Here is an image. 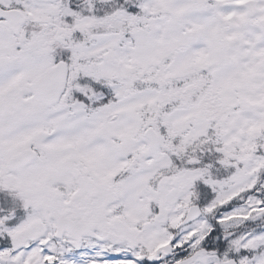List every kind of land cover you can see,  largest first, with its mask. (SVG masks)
Segmentation results:
<instances>
[{
    "label": "snow or ice",
    "instance_id": "snow-or-ice-1",
    "mask_svg": "<svg viewBox=\"0 0 264 264\" xmlns=\"http://www.w3.org/2000/svg\"><path fill=\"white\" fill-rule=\"evenodd\" d=\"M0 190V264H264V0H0Z\"/></svg>",
    "mask_w": 264,
    "mask_h": 264
},
{
    "label": "flooded vegetation",
    "instance_id": "flooded-vegetation-1",
    "mask_svg": "<svg viewBox=\"0 0 264 264\" xmlns=\"http://www.w3.org/2000/svg\"><path fill=\"white\" fill-rule=\"evenodd\" d=\"M18 216H16V219H13V221H12V223H16V222H18V218H17ZM76 253H77V251H76Z\"/></svg>",
    "mask_w": 264,
    "mask_h": 264
},
{
    "label": "rangeland",
    "instance_id": "rangeland-1",
    "mask_svg": "<svg viewBox=\"0 0 264 264\" xmlns=\"http://www.w3.org/2000/svg\"><path fill=\"white\" fill-rule=\"evenodd\" d=\"M203 183V182H202ZM204 186H207V185H205V184H203ZM207 189L209 190V188L207 187ZM1 191H4V192H6V190H1Z\"/></svg>",
    "mask_w": 264,
    "mask_h": 264
}]
</instances>
